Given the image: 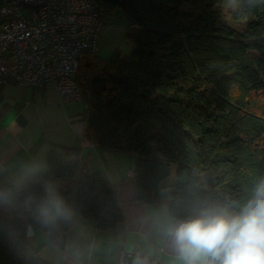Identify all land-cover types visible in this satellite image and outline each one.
Here are the masks:
<instances>
[{
    "label": "trees",
    "instance_id": "obj_1",
    "mask_svg": "<svg viewBox=\"0 0 264 264\" xmlns=\"http://www.w3.org/2000/svg\"><path fill=\"white\" fill-rule=\"evenodd\" d=\"M95 1L102 13L126 15L133 48L128 58L116 50L80 59L84 140L133 154L136 200L169 199L173 219L209 207L238 213L264 179V0ZM70 150L51 148L45 169L19 185L0 171V264H53L28 226L61 248L75 215L99 230L124 228L116 185ZM52 195L66 215L41 213Z\"/></svg>",
    "mask_w": 264,
    "mask_h": 264
},
{
    "label": "crops",
    "instance_id": "obj_2",
    "mask_svg": "<svg viewBox=\"0 0 264 264\" xmlns=\"http://www.w3.org/2000/svg\"><path fill=\"white\" fill-rule=\"evenodd\" d=\"M75 102L62 106L50 86L32 87L7 83L0 89V171L8 173L13 185L46 167L51 148L61 152L77 149L90 156L94 170L115 184L125 225L121 230H99L94 223L75 215L63 248L48 241V234L33 230L32 241L41 234L39 256L53 264H110L122 247L148 255H160L165 264H183L174 251L167 225L170 200L146 204L135 198L134 155L94 148L84 140V117ZM84 115V106H83ZM36 235V236H35ZM32 244V243H31Z\"/></svg>",
    "mask_w": 264,
    "mask_h": 264
},
{
    "label": "built area",
    "instance_id": "obj_3",
    "mask_svg": "<svg viewBox=\"0 0 264 264\" xmlns=\"http://www.w3.org/2000/svg\"><path fill=\"white\" fill-rule=\"evenodd\" d=\"M111 19L95 0H0V89L50 86L62 106L80 102L79 61L97 56L99 32ZM110 264L165 263L160 255L122 247Z\"/></svg>",
    "mask_w": 264,
    "mask_h": 264
},
{
    "label": "clouds",
    "instance_id": "obj_4",
    "mask_svg": "<svg viewBox=\"0 0 264 264\" xmlns=\"http://www.w3.org/2000/svg\"><path fill=\"white\" fill-rule=\"evenodd\" d=\"M67 211L57 195L41 208L46 218ZM167 235L183 264H264V179L238 213L209 207L196 216L170 220Z\"/></svg>",
    "mask_w": 264,
    "mask_h": 264
},
{
    "label": "rangeland",
    "instance_id": "obj_5",
    "mask_svg": "<svg viewBox=\"0 0 264 264\" xmlns=\"http://www.w3.org/2000/svg\"><path fill=\"white\" fill-rule=\"evenodd\" d=\"M231 9L232 7L222 9L223 14L225 15L228 21L231 20L230 17ZM111 22H112L111 27H103L99 32L97 55L100 58L106 59L109 58L114 51L119 50L122 53L123 57L128 58L133 48V43L127 37L126 34L127 31L126 28L129 26L130 23L129 19L120 9H115L112 12ZM236 26H240V25L238 24ZM75 106L77 107V109H80V113H82L81 114L82 117L83 116L82 103H76ZM175 172H176V167L173 165L171 168V174L167 179L168 183H171L175 180ZM39 236L41 237V234H37V237L33 238L34 242H31L33 246H37L38 244L37 242L40 240ZM29 239L30 241H32L31 240L32 237H30Z\"/></svg>",
    "mask_w": 264,
    "mask_h": 264
},
{
    "label": "water",
    "instance_id": "obj_6",
    "mask_svg": "<svg viewBox=\"0 0 264 264\" xmlns=\"http://www.w3.org/2000/svg\"><path fill=\"white\" fill-rule=\"evenodd\" d=\"M33 233H34V231H33L32 227H31V226H28L27 233H26L27 236H28V237H29V236H32Z\"/></svg>",
    "mask_w": 264,
    "mask_h": 264
}]
</instances>
